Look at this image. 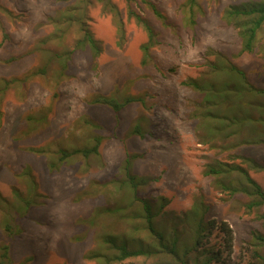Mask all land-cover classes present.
<instances>
[{
	"label": "rangeland",
	"instance_id": "374dc122",
	"mask_svg": "<svg viewBox=\"0 0 264 264\" xmlns=\"http://www.w3.org/2000/svg\"><path fill=\"white\" fill-rule=\"evenodd\" d=\"M89 1L84 24L98 42L97 56L88 46L75 48L82 31L74 21L62 22L60 42H42L58 29L54 19L74 0H0V197L20 205L13 200L16 189L36 202L26 210L12 209V223L19 228L13 235L2 228L6 214L0 207V245L7 243L8 259L12 264H97L94 254L104 245L96 237L109 231L145 237V230L132 228L129 215L120 217L131 209L141 211V204L135 201L130 208L131 192L115 184L119 177L126 179L124 158L137 154L131 160L132 172L150 180L137 193L152 199L157 226L177 221L181 238H190L199 216L191 210L202 201L208 207L204 219L217 223L209 233L203 231L202 240L205 246L222 248L219 262L213 263H247L251 232L264 234V218L257 216L264 205L248 211L247 197L217 187L205 168L231 154L264 163V145L226 150L220 138L213 146L201 141L204 131L197 128L193 113L202 94L185 81L205 77L204 71L221 54L259 86L264 79V26L258 46L241 52L240 38L224 12L244 0H197L192 9L185 0ZM131 11L155 33L157 43L145 54L141 45L147 33ZM192 14L195 22L189 25ZM47 47L75 49L65 68L49 61L47 70L38 73L47 62ZM97 93L119 99L134 95L142 101L128 102L114 112L92 102ZM135 124L143 135L132 132ZM96 139V153L58 160L61 149L89 147ZM50 161L55 162L53 170ZM26 167L35 182L31 193L29 175H22ZM249 173L264 187V170ZM224 221L231 229L229 252L219 229ZM152 262L130 257L113 264Z\"/></svg>",
	"mask_w": 264,
	"mask_h": 264
},
{
	"label": "trees",
	"instance_id": "16d2710c",
	"mask_svg": "<svg viewBox=\"0 0 264 264\" xmlns=\"http://www.w3.org/2000/svg\"><path fill=\"white\" fill-rule=\"evenodd\" d=\"M74 1L72 7H65L62 15L54 19L59 25L58 29L43 38L42 42L49 43L51 40L60 42L65 31L61 28L62 22L71 23L74 21L79 23L82 31V36L77 40L75 48L88 46L92 56H97L100 51L98 42L84 24L86 7L90 1ZM185 4L192 9L197 5V0H185ZM149 6L157 17H163V14L150 1ZM224 14L237 31L240 38V51H253L258 46L259 34L264 26V0L240 1L226 8ZM130 15H134L137 22L143 25L147 33V41L141 45L145 54L151 46L157 43L154 30L138 13L131 11ZM187 20L189 25H193L195 22L193 14ZM261 47L263 48L261 56L264 59V47ZM74 49L49 50V47H47L46 51H49L46 57L47 62L37 72L44 73L47 70L46 67L49 61H55L60 67L65 68ZM210 65L211 68L204 71L205 77L202 79L188 78L185 81L186 85L202 94L200 106L198 105L199 108L193 113V117L197 121V128L204 131V137L201 141L213 146L215 138H220L225 141L223 146L226 150L242 145L247 147L264 145V79L259 86L253 85L248 81L246 74L238 69L225 55H218L217 61H213ZM263 74L261 73V75ZM134 100L142 101V98L130 95L119 99L97 93L92 102L106 104L114 112H117L125 104ZM132 132L140 136L144 134L139 124L134 125ZM98 141L99 139H96V143L89 147L73 148L71 150L61 149V155L57 158L62 162L67 157L75 154L88 157L91 153L97 152ZM30 150L43 152L38 148H30ZM136 156L137 154H129L124 158L121 169L126 179L119 177L115 179V184H117L119 190L127 187L126 191L131 192L133 202L130 201V208L133 207L135 201H138L142 206L141 211L131 209L129 213L126 211L127 214L122 213L120 217L123 216L126 219L125 217L129 215V218L136 220L138 224L130 220L129 222L133 224L132 228L134 230L143 229L147 235L145 237L127 238L109 231L100 235V239L96 237L95 241L98 239L104 245L103 250L96 251L94 254L97 264H113L130 257H144L153 261L152 264H214L213 261L219 262L218 259L221 256L222 249L220 245L218 247L215 244L205 246V241L202 240L205 229H207L205 233H209L211 228L217 226L215 220L204 219L208 207L202 201H196L191 210V212L196 211L199 213V216L195 220L196 230L190 233V238L186 237L184 240L181 238L184 236L178 227L177 221L172 222V224L168 223L165 226L155 224L157 222L154 218L156 212H152V199L150 197H140L137 193L138 187L146 186L150 180L146 176H139L132 172L131 160ZM241 160L248 163V165L244 166ZM54 167L55 162L50 161L48 168L53 170ZM249 170H264V163L255 160L254 157L231 154L228 155V159H215L207 164L205 173L213 175L216 186L228 192V194L240 193L245 195L247 200L244 202V206L248 211L259 210L264 205V187L250 175ZM22 175H29V183L32 184L29 190L31 193L35 182L33 176L30 175L29 168H24ZM13 195L16 198L13 200H17L20 205H15L16 201H4L3 197H0V207L6 214L5 220L2 222V228L4 232L10 235L19 231L16 222L12 223V220L14 221L11 214L12 209L18 210L21 207L26 210L36 203L31 195V198L24 196L16 189L13 190ZM159 198L163 199V197ZM119 210L118 207L116 211ZM257 216L264 218V212L259 213ZM139 218L143 220L142 225ZM219 229L224 232V246L229 252L231 249V229L225 221L220 223ZM250 235V259L245 264H264V234L260 230H253ZM0 249V264H12L8 259L7 243L1 244Z\"/></svg>",
	"mask_w": 264,
	"mask_h": 264
}]
</instances>
